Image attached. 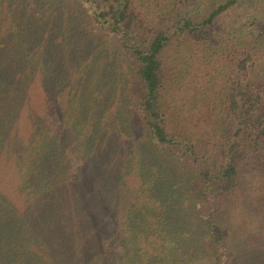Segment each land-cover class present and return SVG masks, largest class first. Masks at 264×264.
Returning <instances> with one entry per match:
<instances>
[{
	"label": "trees",
	"instance_id": "obj_1",
	"mask_svg": "<svg viewBox=\"0 0 264 264\" xmlns=\"http://www.w3.org/2000/svg\"><path fill=\"white\" fill-rule=\"evenodd\" d=\"M0 264H264V0H0Z\"/></svg>",
	"mask_w": 264,
	"mask_h": 264
},
{
	"label": "rangeland",
	"instance_id": "obj_2",
	"mask_svg": "<svg viewBox=\"0 0 264 264\" xmlns=\"http://www.w3.org/2000/svg\"><path fill=\"white\" fill-rule=\"evenodd\" d=\"M0 179H1V175H0Z\"/></svg>",
	"mask_w": 264,
	"mask_h": 264
}]
</instances>
